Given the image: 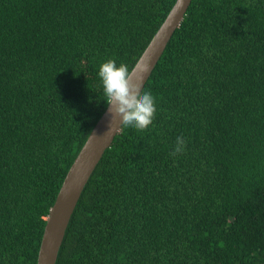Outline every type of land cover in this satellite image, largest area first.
I'll return each instance as SVG.
<instances>
[{
  "label": "trees",
  "instance_id": "trees-1",
  "mask_svg": "<svg viewBox=\"0 0 264 264\" xmlns=\"http://www.w3.org/2000/svg\"><path fill=\"white\" fill-rule=\"evenodd\" d=\"M177 0H0V264H37L47 217ZM90 177L56 264H264V0H193ZM177 137L183 151L174 153Z\"/></svg>",
  "mask_w": 264,
  "mask_h": 264
},
{
  "label": "water",
  "instance_id": "water-1",
  "mask_svg": "<svg viewBox=\"0 0 264 264\" xmlns=\"http://www.w3.org/2000/svg\"><path fill=\"white\" fill-rule=\"evenodd\" d=\"M193 0H177L159 30L130 72V83L142 91ZM121 120L111 105L91 131L70 167L47 217L37 264H56L71 217L81 195L105 151L123 131Z\"/></svg>",
  "mask_w": 264,
  "mask_h": 264
},
{
  "label": "clouds",
  "instance_id": "clouds-1",
  "mask_svg": "<svg viewBox=\"0 0 264 264\" xmlns=\"http://www.w3.org/2000/svg\"><path fill=\"white\" fill-rule=\"evenodd\" d=\"M103 99L115 110L121 125L129 129L148 128L156 112L155 97L150 91H142L130 83V71L126 65L113 58L102 61L97 73ZM184 140L177 137L174 153L183 151Z\"/></svg>",
  "mask_w": 264,
  "mask_h": 264
}]
</instances>
